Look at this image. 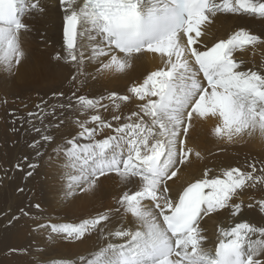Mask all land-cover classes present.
Instances as JSON below:
<instances>
[{
	"label": "snow or ice",
	"instance_id": "snow-or-ice-1",
	"mask_svg": "<svg viewBox=\"0 0 264 264\" xmlns=\"http://www.w3.org/2000/svg\"><path fill=\"white\" fill-rule=\"evenodd\" d=\"M59 8L63 54L54 59L75 68L74 90L65 103L49 105L50 112L28 114L41 122L46 116L56 119L44 132L33 126L40 140L31 147L43 155L41 140L55 142L44 133L64 125L65 112L74 113L75 135L54 149L64 157L66 194L95 193L111 175L124 190L114 197L115 208L78 222L35 221L50 240L80 242L96 233L106 241L51 264H264V226L246 220L219 224L214 249L205 247L208 237L201 227L206 217L225 210L233 221L245 207L264 214V198L247 205L239 199L245 191L264 190V159L253 157L219 173L205 168L175 196L170 189L182 169L204 158L188 143L195 121L214 120L211 135L226 144H244L257 135L264 140V63L247 67L237 55L264 47V29L256 34L237 25L210 46L204 40L221 16L264 25V0H59ZM37 15H47L42 0H0V67L6 71L25 59L22 35L32 29L26 19ZM87 45L90 59L100 65L98 75L123 74L148 53L162 64L128 94H79L86 84L78 78ZM133 99L140 102L137 110L122 115V105ZM109 110L111 119H105L101 112ZM28 167L34 171L38 164ZM114 215L131 217V226L121 222L109 230Z\"/></svg>",
	"mask_w": 264,
	"mask_h": 264
},
{
	"label": "rangeland",
	"instance_id": "rangeland-1",
	"mask_svg": "<svg viewBox=\"0 0 264 264\" xmlns=\"http://www.w3.org/2000/svg\"><path fill=\"white\" fill-rule=\"evenodd\" d=\"M53 32L54 33L52 35L54 38H56L55 41L57 42V31L54 30ZM59 51H61V49ZM258 52L259 53H257V57L255 56L256 54L248 55L254 65H260L264 63V51ZM44 62L42 67L47 64L46 66L48 68L45 66V69H48L47 73L51 74L45 78L43 75L44 72H42L45 69H43L41 74H39V76H41L43 79L41 81L36 80L33 85H27L26 89H29H24V92L20 89L19 91H13V87L11 86L5 85L2 86V88L0 87V264H51V262L58 261L62 258L74 259L79 255H85L95 250V247H89L85 245L87 239H84V242H68L60 239L50 240L46 231L36 230L35 221L39 220L41 223H45L49 220L53 223L78 222L83 218L103 212L108 208H115L116 204L114 197H117L120 194V190H124V187L119 183L115 187L116 190L113 189L114 194L112 195H110V188H106V190H99L98 193H87L89 195L86 196L89 198L85 199L86 201L82 199L83 193L79 191H76L74 195H71L68 200L64 199L63 196L67 193V180L64 178V174L61 172L64 157L62 154L54 151V149H56L58 146H61L65 139L71 138V136L75 135L76 128H74L70 122L74 116V113H64V117L67 118L66 123L58 130L54 127H49V131L44 133L54 135L55 142L45 143L41 140L39 151L43 155L37 156L36 150L31 147L34 141L40 140V134L33 130V126L40 128L41 131L44 132L46 126H54L56 119L52 116H46L41 122V120L37 119L36 117H30L28 114L30 112L40 113L42 108L44 109L43 111L45 113L50 112L51 109L49 105H58L61 102L65 103L66 97L70 96L71 92L74 90L71 77L76 75L75 68L71 74L70 68H64L58 71L57 68L59 67H57L49 57H46ZM55 73L56 75H53ZM51 76L54 77L52 78ZM106 83L108 82L102 81L100 83V88L97 91H92L83 86L79 94L100 96L106 95L111 91H115L121 95L127 94L125 93L126 89H124V87L120 86L119 84L117 85L116 83L114 86H110L109 83ZM1 85L2 83L0 81V86ZM119 88L120 90H118ZM57 89L59 91H56ZM87 91L93 92V94L90 92L88 94ZM59 92H64L65 97L53 95L54 93ZM131 101L127 103L131 104ZM105 103H107V101H105ZM38 105L39 107H37ZM125 105L126 103L122 105L120 110L122 115L126 116L128 113L136 110L134 106L131 107L126 105V107ZM101 114L105 119H111V110L107 112L102 111ZM59 115L60 114L57 113L58 117ZM70 116L72 118H70ZM81 118L83 117L81 116ZM105 132V135L110 133V131L107 129ZM205 140L204 142L207 143L208 140L209 143L214 141V139L212 140L211 137H206ZM262 152L261 159H264V151L262 150ZM55 155L57 158L54 157ZM45 159H48L49 161H46ZM32 163L38 164V167L34 171L28 167V165ZM56 164L59 166V168ZM17 165H19V167H17ZM53 166L55 167L56 171H54ZM29 171L33 172L31 177L27 176ZM49 183H52V189H50L51 187ZM119 185L122 186L120 190L117 189L120 188ZM53 188H59V191L58 189H56V191ZM60 188L63 193H60ZM19 189H23V191H20ZM48 190L50 192L52 191L51 193L53 195L48 193ZM100 191H102V194ZM76 194L80 198L77 197L76 199ZM59 197L61 199H59ZM108 202H111V204L109 205ZM36 204H39L40 208H36ZM54 204L56 205L54 206ZM121 220L122 219L120 215H114L111 222L108 224V229L112 230L116 228L118 226L117 224H119ZM92 235L104 240L96 233ZM94 236H91L90 239L92 237L95 238ZM76 244L77 246H74ZM12 249H16V251L13 253L11 251Z\"/></svg>",
	"mask_w": 264,
	"mask_h": 264
},
{
	"label": "bare ground",
	"instance_id": "bare-ground-1",
	"mask_svg": "<svg viewBox=\"0 0 264 264\" xmlns=\"http://www.w3.org/2000/svg\"><path fill=\"white\" fill-rule=\"evenodd\" d=\"M42 2L46 6L47 15H42V16L37 15V16H33L30 19H26V22L30 23L32 25L31 31L24 33L22 35V42H23V47H24L25 52H26V57L24 60L21 61L20 65L15 67L13 69V71H11V72H8L4 68L0 67V81L2 83V85L0 86L1 88H2V86L6 85V86L13 87L12 88L13 91L14 90L19 91V89L21 91H23L24 89L25 90L29 89V88L26 89L27 85H30V84L33 85V83L36 80L41 81L43 78L41 76H39V74H41V71L47 67L46 66L47 64H45L42 67L44 59L46 57H49L52 60V62L57 67H59V68H57L58 71H60L64 68H70L71 74L73 73L72 71H73L74 67L72 65L67 64L63 61L58 62L54 59L57 52H60L61 54H63V48H62V43H63L62 42V10L59 8V0H42ZM237 25H244L246 27H249L256 34H260V31L262 29H264V25H262L258 19H252V18H247V17L241 19L239 17H233V16H221L215 21V23L210 28H208L207 35L204 37V40L210 46L211 43L215 39L225 38L227 36V34L231 30H233V28H235ZM54 30H56L57 31L56 34H58L57 42L55 41L56 38H54V36L52 35L54 33L53 32ZM90 47H91V45H87L86 48L84 49L85 60H84V63L81 67V72L83 73V75H80L78 79L79 80H86V84L84 86L87 89H90L92 91H97L100 88V83L102 81H104V82H108L110 86H114L116 83H117V85L119 84L120 86L124 87V89H126L125 93L128 94V89L133 84L142 82L144 77L149 72L156 70L162 64V61L160 60V58L157 55L148 53V54L141 55L138 58H136L133 61L132 67L130 69H128L127 72H125L123 74L105 73V74L98 75L97 73H98V68L100 65L95 59H90V51L88 50ZM58 48H60L61 51H59L60 49H58ZM258 51H264V47H258L253 52H252V50H248V51H245L242 55L239 53L237 55L239 56L240 59H243L246 62L245 64L247 65V67H254V63L251 62V60H250L251 58H249L248 55L249 54H251V55L256 54L255 56L257 57V53H259ZM42 72H44L43 75L45 76V78L51 74V73H47L48 69H45ZM56 73L53 75H56ZM51 77L53 78L54 76H51ZM108 83H106V84H108ZM108 89H110V88H108ZM59 90H60V88H59ZM59 90L57 89L56 91H59ZM118 90H120V88ZM89 92H88V94H89ZM90 93L93 94V92H90ZM89 96H91V95L89 94ZM24 98H26V97H24ZM24 98H23V100H24ZM18 100H19V98H18ZM16 102H18V101H16ZM139 103L140 102L138 100L133 99L131 101V104L126 103V105L131 106V107L134 106L137 110V105ZM71 116H70V118H72ZM214 124H215V121L212 119H209L206 122L205 121H195L194 122V126L190 132L188 143H189V146H193L197 150L201 151L204 158L201 160L193 159V162L187 168L182 169V171L180 173V179L176 180L174 182H170V189H171V193L173 196H175L177 193H179L187 182H190L194 179L199 178L202 175V172L204 171L205 168L212 169L215 173H219L220 170L224 169V168L243 167L245 165V162L247 159H251L253 157H255L257 160L261 159V155L263 153L262 150L264 151V140H262L258 135L252 139H249L247 141V143H244V144H226L223 141H218L217 139H215L211 135V129L214 126ZM4 127H5V125H4ZM2 137H4V136H2ZM206 137H211L212 140L214 139V141H212L211 143H209V140H208V143L204 142ZM10 140H11V138H10ZM54 157L57 158L56 155ZM60 158H59V160H60ZM45 160L47 161L48 159H45ZM52 162H55V161H52ZM51 165H54V164H51ZM58 168H59V166H58ZM54 171H56L55 167H54ZM64 171L65 170H64L63 165H62V167H61L62 174H64ZM53 174H54V172H53ZM51 176H50V178H51ZM55 176H56V174H55ZM64 178H66V176ZM51 184L49 183L50 187H51ZM118 184H119L118 178L115 175H111L108 179L103 180V183L100 185L99 190H101V189L106 190V188H110V193H111L110 195H112V194H114L113 189H115V187ZM119 187L120 188H117V189L120 190L122 186L119 185ZM61 188H60V191H61L60 193H63ZM44 189H45V187H44ZM50 189H52V187ZM56 189H58V191H59V188H56ZM56 189H54V190H56ZM105 190H103V191H105ZM45 191H47V190H45ZM98 191H97V193H98ZM120 191H123V190H120ZM51 192L49 191L48 193H51ZM101 192L102 191H100V193ZM78 194H80V193H78ZM86 195H89V194L83 193L82 199L85 200V199L89 198ZM70 196L71 195L65 194L63 197H64V199L68 200ZM108 196H109V194H108ZM77 197H79V196L77 195L76 199H77ZM261 198H264V190H260L259 188H257V189L248 190V191L243 192L239 199H242L244 201V203L247 205L249 203H253V200H259ZM59 199H61V198L59 197ZM105 200H107V199H105ZM108 200H110V199H108ZM74 201H76V200H74ZM78 201H79V199H78ZM98 203H100V202H98ZM56 204H54V206ZM110 204H111V202L109 203V205ZM81 205H82V203H81ZM48 207H49V205H48ZM241 220H246L247 222L255 224L257 226L258 225L264 226L263 225L264 224V214H261L259 212V209L255 206L252 208L245 207L241 216L235 218L234 221H233V218L230 216V213L227 210L222 211L218 214L212 215L211 217H206L201 223V227L205 230V234L208 237V240L205 243V247L206 248H213V249L215 248V245L217 242V226L219 224H223L224 226H227L231 222H240ZM121 222L124 223L126 226H131V224H132L131 217H124L123 220L120 221V223ZM119 224H117V225L119 226ZM91 236H94V235H90L86 238L87 239V241L85 242L86 246L95 247L97 249L100 245H103V243L106 242L105 240H102L101 238L95 237V236H94L95 238L92 237L90 239ZM80 242H82V241H80ZM74 246H77V244ZM83 248H85V247H83ZM79 254H80V252H79Z\"/></svg>",
	"mask_w": 264,
	"mask_h": 264
}]
</instances>
